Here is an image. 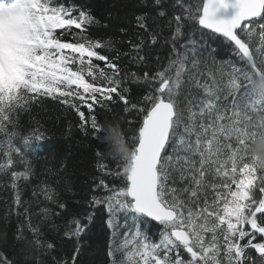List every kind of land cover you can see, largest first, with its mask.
<instances>
[{"label": "snow or ice", "instance_id": "6c2138e0", "mask_svg": "<svg viewBox=\"0 0 264 264\" xmlns=\"http://www.w3.org/2000/svg\"><path fill=\"white\" fill-rule=\"evenodd\" d=\"M162 2L155 0V5ZM177 3L182 11L173 13L168 20L172 34L163 39V43L171 44L175 58H170L163 70L144 72V81L152 87L140 105H131L141 114V120L128 136L133 149L131 162L127 167L117 162L114 173L124 184L113 188L101 180L108 194L94 196L91 203L106 207L107 226L113 238L123 235V240L109 252L110 256L123 252L119 264H255L250 249L259 254V264H264V242H256L258 236L264 240V170L252 165L248 154L250 139L258 131L250 122L251 113L264 111L252 83L264 63V0ZM230 7L237 9L232 19L218 17L222 9ZM158 16L165 17L166 12L161 9ZM93 22L87 12L80 10L74 16L73 9L54 6L53 0L0 2V103L19 99L23 104L0 115V133L7 135L0 148H5L9 157L7 164H0V172L11 165V153L20 152L13 140L19 138L27 145L32 139L21 135L15 123L8 131V112L25 110L34 98L29 93L53 99L58 95L63 98L61 103L75 108L84 122L85 112L74 103L80 101L89 110L90 127L95 133L100 122L94 106L112 101L113 93L124 105L129 104L123 95L128 89L122 87L120 67L97 51L110 48L111 43L102 44L83 35L85 25ZM136 25L147 31V15L137 16ZM73 28L80 30L73 34L79 36L77 42H62L57 37V30ZM200 29L222 37L242 62H228L226 66L222 63L220 78L212 75L211 83H201L196 78L198 60H192V69L187 67L188 45H195L192 37ZM185 35L187 44L180 51L178 42ZM158 36L159 33H150L152 45L159 42ZM256 36L259 47L254 43ZM143 48L140 37V43L133 46L137 53L133 59L147 67L150 53L141 55ZM94 60L105 62L111 72L100 69ZM73 64L79 67L73 70ZM86 77L103 83H90ZM185 85L189 88L182 102ZM192 86L201 89L203 96L192 93ZM22 175L12 173L13 188ZM16 203H20L19 195ZM148 222L161 227L158 241L141 229ZM74 224L69 235L79 236L85 225L79 220ZM47 248L52 249L53 244L48 243ZM72 261L76 264L75 255ZM0 264L13 261L0 252ZM112 264H118L115 258Z\"/></svg>", "mask_w": 264, "mask_h": 264}, {"label": "trees", "instance_id": "16d2710c", "mask_svg": "<svg viewBox=\"0 0 264 264\" xmlns=\"http://www.w3.org/2000/svg\"><path fill=\"white\" fill-rule=\"evenodd\" d=\"M189 2L190 0H183L184 5ZM53 3L54 6L73 9L74 16L80 10L90 14L94 22L85 25L83 35L102 44L111 43L110 48L102 47L97 51L120 67L122 87L128 89L123 95L129 104L124 105L113 93V100L94 106V112L100 123L106 119L120 120L125 138L131 146L128 136L131 131H135L141 120V114L131 109V105H140L142 97L152 87L149 82L144 81V72L163 70L169 59L175 58L171 44L163 43V39L171 36L172 28L167 26V22L173 13L182 11L181 5L177 0H163L160 6L155 5V0H53ZM161 9L166 12L165 17L158 16ZM145 14L147 31L136 25V17ZM182 31L187 32V29ZM153 32L159 33L156 45H152L150 41V33ZM79 33L80 30L75 28L57 30V37L62 42L75 43L79 36L73 34ZM140 37L144 40V48L140 54L145 51L150 53L147 67L133 59L137 55L133 46L140 43ZM192 38L196 43L188 45L187 67L192 69L193 59L199 61L194 74L201 83H211L212 75L219 79L222 63L225 66L228 62L242 64L222 37L200 29ZM187 39L185 35L178 42L180 51H184ZM254 43L259 47L258 36L254 38ZM157 57L160 59L157 60ZM93 63L100 69L111 72L105 62L94 60ZM71 67L75 70L79 65L73 64ZM96 76H99L98 71ZM86 79L90 83H103L99 79L93 81L91 77ZM224 82L226 83V78ZM188 88L185 85L180 97L182 102ZM190 90L197 96L204 94L194 86ZM28 95L34 98L30 99L25 110L17 108L8 112V131H12V123H15L16 130L21 135L32 139L27 145L19 138L13 140L20 152H12L11 165L5 172H0V252L6 253L13 264H73L74 255L76 264H112L114 258L119 264L123 259V252H115L114 256H110L109 252L123 240V235L114 239L112 230L107 226L106 207L91 203L94 196L108 194L100 185L101 180L113 188L124 184L121 178L114 175L118 161L102 154L107 149L102 141L103 133L96 134L91 129L89 110L80 101L75 100L74 103L85 112L84 122L80 120L75 108L61 103L63 98L58 95L55 99L32 93ZM126 107L128 111H125ZM128 121L135 123L130 125ZM37 136L41 138L36 139ZM6 140L7 135L0 133V142ZM5 151V148H0V164L8 163L9 157L5 155ZM101 165L107 167L102 168ZM13 172L24 173L15 180L16 188L12 187ZM17 195L20 197L19 204L16 203ZM259 195L257 191V198ZM60 204L65 207L61 208ZM89 216L92 217L91 220L88 219ZM74 220L85 225L79 236L69 235L75 228ZM120 223H124L122 214ZM140 227L153 241L159 240L161 227L158 224L148 222ZM32 229L38 231L33 232ZM256 242L264 240L258 236ZM48 243L53 244L52 249L47 248ZM249 254L255 264H259V254L251 249Z\"/></svg>", "mask_w": 264, "mask_h": 264}, {"label": "clouds", "instance_id": "9594fccd", "mask_svg": "<svg viewBox=\"0 0 264 264\" xmlns=\"http://www.w3.org/2000/svg\"><path fill=\"white\" fill-rule=\"evenodd\" d=\"M252 83L255 98L258 102L264 103V63L261 64L260 70L256 73ZM13 106L22 107L23 104L19 99L4 101L0 103V115H3L5 110H14ZM250 122L258 129L248 144L250 163L257 169L264 170V111L252 112ZM4 130L6 131V129ZM100 132L103 133L102 141L107 145L106 151L102 154L109 159L121 162L127 167L132 160L133 149L125 138L121 121L106 119L99 124L97 133Z\"/></svg>", "mask_w": 264, "mask_h": 264}, {"label": "water", "instance_id": "95a60500", "mask_svg": "<svg viewBox=\"0 0 264 264\" xmlns=\"http://www.w3.org/2000/svg\"><path fill=\"white\" fill-rule=\"evenodd\" d=\"M232 2H234V0H232ZM236 12H237V9L230 7L226 10L222 9L217 15L221 19L230 20V19H232L233 16H235ZM207 31L210 32L209 30H207ZM214 35H216V34H214ZM152 223H156V222H152Z\"/></svg>", "mask_w": 264, "mask_h": 264}]
</instances>
